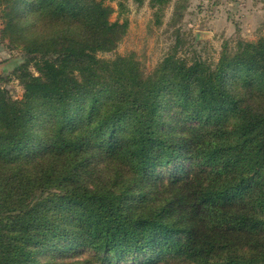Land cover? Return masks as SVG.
Segmentation results:
<instances>
[{
	"label": "trees",
	"instance_id": "obj_1",
	"mask_svg": "<svg viewBox=\"0 0 264 264\" xmlns=\"http://www.w3.org/2000/svg\"><path fill=\"white\" fill-rule=\"evenodd\" d=\"M1 3L36 74L0 88V264H264V39L146 75L97 56L104 0Z\"/></svg>",
	"mask_w": 264,
	"mask_h": 264
},
{
	"label": "rangeland",
	"instance_id": "obj_2",
	"mask_svg": "<svg viewBox=\"0 0 264 264\" xmlns=\"http://www.w3.org/2000/svg\"><path fill=\"white\" fill-rule=\"evenodd\" d=\"M104 1L115 10L111 22H126L127 30L113 51L97 56L110 61L133 56L146 75L174 52L189 62L200 59L216 65L240 43L264 39V0H171L158 6L152 0H123L124 9L118 0ZM3 10L0 0V88L22 99L21 77L36 70L23 46L3 37Z\"/></svg>",
	"mask_w": 264,
	"mask_h": 264
}]
</instances>
